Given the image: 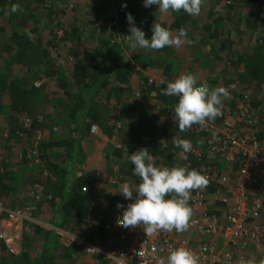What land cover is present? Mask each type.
Instances as JSON below:
<instances>
[{
  "label": "trees",
  "instance_id": "16d2710c",
  "mask_svg": "<svg viewBox=\"0 0 264 264\" xmlns=\"http://www.w3.org/2000/svg\"><path fill=\"white\" fill-rule=\"evenodd\" d=\"M44 1L0 0V116L7 115L10 123L0 128L4 132L0 135L6 136L7 143L18 142L23 159L17 172L0 165L3 167L0 203L10 210L33 206L38 211L45 198L53 195L61 201L56 210V218L61 220L55 225L108 250L118 244L105 243L100 227L104 223L99 218L112 219L115 212L122 210L118 204L125 207L134 202L135 193L133 200L126 202L119 189L124 183L134 188L140 182L129 160V155L136 151L148 148L156 167L179 166L201 173L203 166H211L231 181L236 179L232 175L234 166L225 169V163L217 155L211 156V160L207 156H210L211 141L224 138L227 119L237 117L241 99L258 118L257 126H248L252 136L264 142V0H218L219 12L213 10L212 4L210 11L201 8L195 17L181 11L177 13L181 15L179 18L186 25L191 24L185 30L184 43L179 48L160 50H133L125 38L130 34L128 13L134 16L136 26L146 33V38H151L154 23L168 26L173 36L179 34V26L173 29L168 25L172 18L159 15L155 5L146 8L143 0H91L93 4L85 22L75 20L77 13L69 17L65 12L62 23L54 17L57 8L53 1L47 0L49 6ZM102 1L108 7L98 19ZM13 4L20 5L16 13L10 12ZM97 21L101 24L96 25ZM196 23L207 25L201 37L193 33ZM42 28H51L54 32L45 46L42 37L37 36ZM149 67L157 74L155 77L149 73ZM185 74L194 75L197 86L225 88L229 96L215 120L205 127L193 125L181 132L173 120L178 97L163 95L162 90ZM42 78L46 80L36 86ZM231 86L237 89L232 90ZM12 113L21 117L15 124ZM26 119L31 122L29 128L25 127ZM93 126L109 142L114 141L112 145L119 150V154L113 152V159L117 161H113L109 173L102 178L95 172L85 174L76 169L77 165L81 169L86 159L82 143L92 135L99 136L91 133ZM158 126L165 129L160 137L153 132ZM148 128L150 137L144 132ZM173 130L176 133L173 138L192 142L191 152L185 154L175 146L170 136ZM40 133L42 140L38 138ZM35 146L39 164L31 165L36 164V159L28 152ZM196 152L201 153L200 158L195 156ZM123 154L125 157L120 162L117 158ZM229 187L208 182L201 189L207 203L200 212L227 214L228 208L215 198L217 194L225 195ZM195 191L198 190L191 194ZM26 193L33 204L23 199ZM103 203L106 206L99 211ZM195 217L192 211L189 223ZM34 232L31 237L25 228L24 247L19 255L10 254L2 243L0 264H73L77 255H83V262L113 264L97 252L86 259L84 244L65 245L49 229L38 226ZM223 242L220 235L215 236L207 239L199 250ZM29 243L37 249L30 248ZM251 245L257 246L248 243L242 251L246 257ZM132 264H139V260L133 259Z\"/></svg>",
  "mask_w": 264,
  "mask_h": 264
},
{
  "label": "built area",
  "instance_id": "2783aa9c",
  "mask_svg": "<svg viewBox=\"0 0 264 264\" xmlns=\"http://www.w3.org/2000/svg\"><path fill=\"white\" fill-rule=\"evenodd\" d=\"M45 80L42 78L37 81L36 86L39 87ZM153 81L154 78H151L150 82ZM230 89L237 88L231 86ZM239 101L237 117L227 120L226 131L222 133L224 138L218 137L219 139L211 141L210 156H207L211 160V156L217 155L223 163L234 166L233 173L232 170L229 173L236 176V179L231 181L225 173L217 170L216 172L211 166L201 168L202 175L206 176L209 182H217L223 186L230 185L225 195L217 194L215 198L228 208V212L225 215L201 213L200 210L207 203V197L202 190L191 194L189 201V206L196 214L189 223V228L202 236L220 235L227 249L210 245L195 251L186 240L176 242L172 231L160 230L146 236L143 226L135 228L118 226L116 221L122 212H115L111 219L112 226L108 228H113L115 237L119 239L118 246L103 250L99 246L81 240L80 242L86 247L87 255L100 253L113 264H132L133 259H138L139 264H160L161 260L166 261L170 251L185 247L198 256L199 264H238L245 258L239 253L236 254L237 258L233 256L231 252L232 249H236L235 247H239L241 251L247 247L248 243L264 247V142L254 138L248 127L257 126L258 118L253 115L251 108L245 104L244 100ZM24 123L26 128L31 126L29 119H26ZM98 132L96 126L91 128V133L98 134ZM38 138L42 140L43 135L38 134ZM36 146L28 153L31 158L36 159V164H39ZM195 156L200 158L201 153L196 152ZM122 197L126 202L131 201L126 200L123 195ZM36 211L33 206L24 210H10L0 203V245L4 243L10 254L22 253L25 225L35 219L33 216Z\"/></svg>",
  "mask_w": 264,
  "mask_h": 264
},
{
  "label": "clouds",
  "instance_id": "9594fccd",
  "mask_svg": "<svg viewBox=\"0 0 264 264\" xmlns=\"http://www.w3.org/2000/svg\"><path fill=\"white\" fill-rule=\"evenodd\" d=\"M201 4L202 0H143L144 7L151 8L155 5L161 14L170 11L175 13L183 11L193 17L200 14ZM19 10V4H13L10 7L11 13H16ZM126 19L130 34L125 38L129 48L133 50L179 48L187 37L184 29H180L179 34L173 36L167 28L159 23H154L149 39L146 38V33L136 26L135 18L131 13L126 15ZM162 94L178 97V103L174 107L173 120L181 132L190 129L193 125L205 127L208 122L215 120L221 114L224 99L229 96V92L225 88L197 86L196 77L192 74L181 75L173 82L168 83L167 88L162 90ZM173 143L185 154L193 150L190 140L174 137ZM118 145L123 147L121 143ZM185 158H187L186 155ZM129 160L134 166L133 174L139 178L140 182L134 188L127 183L120 186L119 193L126 200H133L134 193L135 198L134 202L127 204L126 208L122 204L117 205L118 208L124 210L122 215L117 218L116 224L124 228L143 226L146 236L160 230L164 232L175 230L177 233L187 231L192 214V209L189 206L191 193L194 190L206 188L209 182L207 177L195 169L189 170L185 167H156L153 164L154 156L148 148H142L129 155ZM189 230L193 231L190 228ZM200 237H203L205 241L212 238L202 235ZM213 245L227 248L225 242ZM191 246L192 250H195L193 243ZM160 264H199V258L191 250L178 247L170 251L166 261L161 260Z\"/></svg>",
  "mask_w": 264,
  "mask_h": 264
},
{
  "label": "crops",
  "instance_id": "0c3cea01",
  "mask_svg": "<svg viewBox=\"0 0 264 264\" xmlns=\"http://www.w3.org/2000/svg\"><path fill=\"white\" fill-rule=\"evenodd\" d=\"M51 1H53L54 6L57 8V10L60 9L61 11H63L61 14L66 12V15H69V17L73 16L76 13L78 15L83 14L84 12H86V10H83V9H85L86 7L88 8V5H86V4H89V6L93 4L91 2V0H77V1L76 0H73V1L72 0H51ZM59 1L63 2V4L60 5V8H58V3H57ZM217 1L218 0H213V2H211L210 0H207V1L202 0L201 8H203L204 10L210 11L211 10L210 6L213 4V6L215 7V9H213V10L216 12H219L218 10H216V8L219 7L217 5L219 2H217ZM70 2H75V3L70 5L69 4ZM157 11H158V9H157ZM159 15H163L166 17L168 16V17L172 18V20H171L172 22H170L172 25L170 23H168V25L172 26V28L179 26V30L180 29L186 30L188 25H191V24L186 25V22L183 19L179 18L181 15H179L175 12L170 11L166 14H161L159 12ZM221 15H222V13H221ZM204 17H206V15H204ZM241 25H244V24H241ZM165 27L167 28L168 26H165ZM205 27H207V25H201L199 23H196V28L193 30L194 35H196V36L202 35L201 31H203ZM241 27L246 28L245 25L241 26ZM242 28H240V29L242 30ZM169 29L171 30V27ZM44 30L47 33L46 35H47L48 40H46V41L48 42L51 38H53L52 35L54 34V32L52 31L53 29L51 30V28H45ZM52 32H53V34H52ZM198 32L201 34H199ZM150 69H153V68L149 67L148 70H149L150 74L152 73L151 76L155 77L157 74L155 73L154 70L150 71ZM263 99H264V96H263ZM11 117L13 118V120H12L13 124H15L17 121H20V119H21V117H19L18 114H16V113H12ZM8 120L9 119H8L7 115L4 114V115L0 116V128H1V130L4 129L5 127H7L8 125H10ZM144 132L147 134V137H150L148 134L150 132V128H148V131H144ZM153 132H154V134H156L157 136L160 137L161 135H163L165 133V129L162 126H158V129H154ZM0 134L4 135V132H0ZM175 134L176 133L173 130V131H171L170 136L173 138V136ZM98 135L99 136H93L92 135L91 138H87L82 143V148L85 151L86 159H85V162H84V165L82 166V168L80 169V165H77L76 169L78 168V170H80V172L85 173V174L95 172L98 178L99 177L102 178V176H105L109 173V167L112 164H114L113 161L116 160V159H113V158H115V154H113V152H117V154H119V152H118L119 150H116L115 147L112 145V144H114V141L109 142V140L107 138H105V136L103 134H101L100 132L98 133ZM168 135H169V133H168ZM5 137L6 136L2 137L0 135V165H2V164L4 166L7 165V167H9V170L17 172V170H19L20 167H22L20 165V161H23V159L20 158V154H21L22 150H20L21 148L18 144H16V143H18L16 141L9 142V143L5 142L7 139ZM164 140H165V137H164ZM124 157L125 156L123 154V155H120L119 158H117V159L120 162H122V159H124ZM55 163H58V160ZM30 164L31 165H37V164H33V163H30ZM226 167L230 168L231 166L225 164V169H226ZM0 170H3V167H1ZM227 171H228V169H227ZM51 198L52 199L45 198L44 203L41 204L38 211L33 216L35 219L32 222H28L25 225L26 226L25 227L26 228V234H29L31 237H33L36 227L40 226L42 228L49 229V230L55 232L56 235L61 238V242L65 245L75 244L74 242H80L81 240L86 241L85 237L72 233L70 229H69L70 232L64 231V230H61L60 228H58L57 225H55V222H57V220H58V222L61 220L60 218H56L58 215V212H56V210L60 207L61 201H60V199L54 198L53 195L51 196ZM23 199L27 200L28 204H30V203L33 204V202H34L32 199H29L27 197V193L23 197ZM99 206H100L99 211H101L102 207L105 208L106 203H103ZM126 207H127V205L125 206V208ZM123 210L124 209L120 210V212H123ZM112 212L109 215H111ZM97 214H98V212H97ZM99 219H101V222L104 223L103 226H100V227H102L101 230L103 231V233L105 235L104 236L105 240H106L105 243H110V244L113 243L114 245L119 243V241H118L119 239H118V237H115L113 228H111V227L108 228V226H112L111 225V218L109 219V217H108V219H102V218H99ZM28 228H30V229H28ZM172 232L174 233L173 237H174V240L176 242H181L183 240H186V242L190 243L189 244L190 246L193 243L196 246V249L198 251H199V247L201 245H203V243L205 242V239L203 237H200V235H198L195 231H190L189 229H187V231H184L182 233H177L175 230H173ZM98 233H99V230H98ZM209 242H211V240H209ZM29 246L33 250L37 249V247H35L33 245V243H29ZM23 247H24V241H23ZM235 248L236 249H234V250L232 249L231 253L233 254V256H235L237 258L236 254H238V253L242 254L243 252L240 250L239 247H235ZM242 255L244 256L245 259H243L238 264H260L261 261L264 262V247L259 246V245H257V246L251 245V247L248 250L247 257L244 254H242ZM82 257H83V255L75 256L73 258L75 260L73 264L79 263V261H78L79 258H80V261H82ZM90 257L91 256L86 255V259H90ZM234 261H235V258H234ZM85 262H87L88 264H91V263H89V261H85Z\"/></svg>",
  "mask_w": 264,
  "mask_h": 264
},
{
  "label": "rangeland",
  "instance_id": "374dc122",
  "mask_svg": "<svg viewBox=\"0 0 264 264\" xmlns=\"http://www.w3.org/2000/svg\"><path fill=\"white\" fill-rule=\"evenodd\" d=\"M73 1V0H72ZM77 1V0H76ZM108 3H110V1H107ZM58 3V8H60V5L61 4H63V2L62 1H59V2H57ZM75 2H70L69 4H74ZM100 3V2H99ZM44 4H45V6H49L48 4H47V0L46 1H44ZM86 5H88V8L86 7L85 9H83V10H86V12L84 13V14H80V15H78V14H76L75 15V20H77L79 23H82L83 21L85 22V20L87 19V16H86V14H87V12H89L90 11V9H91V7H92V5H90L89 6V4H86ZM106 7H108V4H106L105 2H103L102 1V3H101V6L100 7H98V9H99V12L97 13V18L98 19H101L102 17H103V14H104V9L106 8ZM216 10H220L219 9V7H217L216 8ZM46 13H49L48 11H46ZM62 13V11L59 9V10H56L55 11V15H54V17L58 20V21H60V22H64V18H65V12L63 13V14H61ZM27 15H30V13H27ZM101 24V22L100 21H97V23H96V25H100ZM83 25V24H82ZM61 32H59L58 33V35L60 34ZM47 33H46V31L44 30V28H42L39 32H38V34H37V36L39 35V36H41L42 37V40H43V45L45 46L46 44H47V41L46 40H48V38H47V35H46ZM131 55H129V57H130ZM14 68H17V67H14ZM152 74V73H151ZM154 77V76H153ZM161 116V115H160ZM23 241H24V239H23ZM79 263H75V264H88L87 262H83V261H80V258H79Z\"/></svg>",
  "mask_w": 264,
  "mask_h": 264
}]
</instances>
